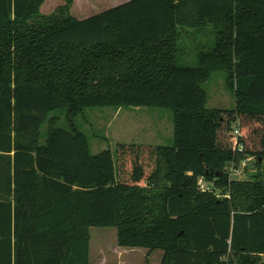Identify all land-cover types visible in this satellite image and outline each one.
<instances>
[{"label": "trees", "instance_id": "obj_1", "mask_svg": "<svg viewBox=\"0 0 264 264\" xmlns=\"http://www.w3.org/2000/svg\"><path fill=\"white\" fill-rule=\"evenodd\" d=\"M44 1L0 0V264H89L90 228L160 264H261L264 176L229 171L264 160V0H128L83 20ZM208 27L180 66L181 31ZM213 72L233 109L205 107ZM101 107L169 109L172 145L92 155L50 117Z\"/></svg>", "mask_w": 264, "mask_h": 264}, {"label": "rangeland", "instance_id": "obj_2", "mask_svg": "<svg viewBox=\"0 0 264 264\" xmlns=\"http://www.w3.org/2000/svg\"><path fill=\"white\" fill-rule=\"evenodd\" d=\"M124 2L116 3L115 0H71L69 3L68 0H45L40 8V15L48 16L55 13L59 8L69 6L68 14L73 19L79 20L83 17L98 14L106 10L105 8L111 7L112 4V6H115V4L118 6ZM211 31V27L205 29L203 33L191 30L181 31L177 53L180 66L195 67L197 65L198 52L208 49L213 43L214 37ZM201 87L207 96L205 105L207 109L230 110L234 108L233 94L225 82L223 72H213L209 80ZM50 117L54 118L58 127L70 128L72 125L79 131L85 137L92 155L109 150L114 158L118 144L171 146L173 142L172 112L165 108H87L75 116H69L65 111H59ZM236 125H233V131L236 129ZM48 127L49 122H46L42 127L41 142L45 139ZM247 160L245 167L242 168L241 165H237L238 175H231L232 180L250 181L258 173L264 176V160L260 164H257L255 157H248ZM216 194L221 196L219 190H216ZM106 232L114 234V237L116 235V230L113 228L92 229L93 250H96L95 245L101 238L100 234ZM140 251L139 254L124 257L123 264H160L163 256L161 250H155L151 254H148L146 249ZM91 259L93 264H97L93 257ZM263 263L262 260L261 264ZM107 264H117V261L112 260Z\"/></svg>", "mask_w": 264, "mask_h": 264}, {"label": "crops", "instance_id": "obj_3", "mask_svg": "<svg viewBox=\"0 0 264 264\" xmlns=\"http://www.w3.org/2000/svg\"><path fill=\"white\" fill-rule=\"evenodd\" d=\"M120 1L127 2L128 0H115L116 3H119ZM106 3L108 4V2H106ZM112 5H111V7L109 6L108 9L117 6V4H115V6H112ZM105 9L107 10V8H105ZM88 17H90V16L83 17V18H81L79 20H83V19H86ZM92 229L93 228H90L89 229V233H90V242H89V264H93L92 263V259H91L92 257L94 258V261L97 264H107V263H109L112 260H116L117 261V264L119 262H120V264H123L124 263L123 262L124 261L123 260L124 257H126V256H132L133 254H139V251L140 250H143V249H137V248L136 249H130V248H122V247H119L117 245L116 235L114 237V234H110V233H107V232L100 234L101 238H100V240L95 245V247H96L95 249L96 250H93L92 249V237H91Z\"/></svg>", "mask_w": 264, "mask_h": 264}, {"label": "built area", "instance_id": "obj_4", "mask_svg": "<svg viewBox=\"0 0 264 264\" xmlns=\"http://www.w3.org/2000/svg\"><path fill=\"white\" fill-rule=\"evenodd\" d=\"M234 136H239V132L237 130V128L233 131ZM246 161H248L247 159H245L244 161H242L239 165H241V167H245L246 166ZM237 165H232L230 168V176L231 175H238V170H237ZM198 188L200 191H210V187L203 181V179H199L198 180Z\"/></svg>", "mask_w": 264, "mask_h": 264}, {"label": "water", "instance_id": "obj_5", "mask_svg": "<svg viewBox=\"0 0 264 264\" xmlns=\"http://www.w3.org/2000/svg\"><path fill=\"white\" fill-rule=\"evenodd\" d=\"M258 161L260 162V158L258 159ZM212 171V169H208L206 172ZM218 174V173H216Z\"/></svg>", "mask_w": 264, "mask_h": 264}]
</instances>
